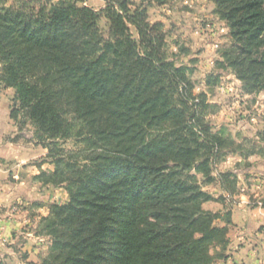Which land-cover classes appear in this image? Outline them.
I'll return each mask as SVG.
<instances>
[{
	"label": "trees",
	"instance_id": "trees-1",
	"mask_svg": "<svg viewBox=\"0 0 264 264\" xmlns=\"http://www.w3.org/2000/svg\"><path fill=\"white\" fill-rule=\"evenodd\" d=\"M78 2L0 0L11 119L30 122L48 151L53 169L35 180L69 196L41 218L39 234L51 240L41 264L228 260L230 214L217 226L204 208L225 198L204 187L237 194V176L216 172L235 143L210 126L216 106L195 92L193 70L168 57L164 25L149 20L146 4L166 0H106L99 10ZM215 13L231 39L218 67L247 94L264 92V0H215ZM219 79L208 76L207 87Z\"/></svg>",
	"mask_w": 264,
	"mask_h": 264
},
{
	"label": "rangeland",
	"instance_id": "rangeland-1",
	"mask_svg": "<svg viewBox=\"0 0 264 264\" xmlns=\"http://www.w3.org/2000/svg\"><path fill=\"white\" fill-rule=\"evenodd\" d=\"M134 1L140 3L142 0ZM105 4L106 0L78 2L79 6H89L96 10ZM146 7L150 22L164 25L168 57L177 65L188 66L193 70L191 79L195 84V92L206 91L209 103L216 106V113L207 117L210 126L215 132L225 130V136L235 143L216 166V172H232L237 176V194L228 196L218 183L204 187L216 199L225 198L218 202H208L215 208V211H208L220 216L216 220L217 226H225V220L230 214L229 246L225 252L229 258L231 245L238 247V241L231 234L234 225L233 209L241 204L251 209L261 208L260 201L264 198V151L261 149L264 142L259 138V134L264 131V92L247 94L243 90V83L233 72L218 67L223 52L231 46V39L227 23L215 13V0H166L163 5L152 3L146 4ZM210 75L220 76L219 83L214 87L206 85ZM15 95L14 89L0 86L1 111H9L10 119L11 111L16 106ZM10 125L12 130L8 128L10 133L5 135L4 143L13 144L9 152L25 159L18 166L15 165L17 159L8 162L0 160L2 169L14 167L17 170L8 172L7 181L12 183L14 195L18 193L17 190L20 192L19 198L10 206V214H5L4 219L16 215L22 222L20 228L12 234L13 238L0 236V261L5 264H41L51 241L50 237L39 234L41 218L49 215L53 204L67 203L69 196L65 187L43 185L35 180L41 169L52 170L53 166L46 159L48 151L34 141L31 123L21 126L11 119ZM72 146V142L67 143V147ZM36 170L38 173L34 175ZM22 182L26 184L22 185ZM26 193L28 198L22 195ZM7 210L1 209L3 212ZM32 249L37 251L33 252ZM29 259L32 261L28 262ZM224 261L220 260L217 264H225Z\"/></svg>",
	"mask_w": 264,
	"mask_h": 264
},
{
	"label": "crops",
	"instance_id": "crops-1",
	"mask_svg": "<svg viewBox=\"0 0 264 264\" xmlns=\"http://www.w3.org/2000/svg\"><path fill=\"white\" fill-rule=\"evenodd\" d=\"M10 122V112L6 110L1 111L0 106V160L8 162L17 159L15 165L18 166V164L23 163L25 157L17 156L14 152L10 153L9 150L12 149L13 144L4 143L5 135L10 133L8 132V128L12 130ZM4 145L7 147V150ZM13 171L17 170L14 167L9 170L2 169L0 165V230L2 231V233L0 232V236L2 238H13L12 234L20 228L22 222L19 216L16 215L10 219H4L5 214H10V206L20 196L19 190H17L18 193H15V195L12 193L15 190L12 187V183L7 181L8 172L11 173ZM37 173L38 171L36 170L33 174L36 175ZM25 184L26 182H22V185ZM22 195L28 198L27 193ZM2 208H7L8 210L3 212L1 211ZM204 208L215 211V208L210 203L205 204ZM232 222L234 225L232 226L233 231H231V234L238 241V247L231 245L229 248V250L231 249V252H229L230 257L224 261L225 264H264V210L260 207L254 209L247 208L241 204L239 207L233 209ZM32 250L33 252L37 251L36 249ZM29 253L32 255L31 250ZM27 261L30 262L32 260L29 259Z\"/></svg>",
	"mask_w": 264,
	"mask_h": 264
}]
</instances>
